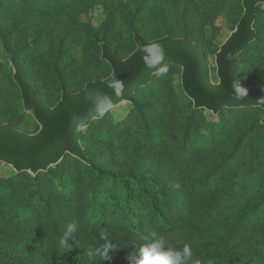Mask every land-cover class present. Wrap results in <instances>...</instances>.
Returning <instances> with one entry per match:
<instances>
[{
    "label": "trees",
    "instance_id": "16d2710c",
    "mask_svg": "<svg viewBox=\"0 0 264 264\" xmlns=\"http://www.w3.org/2000/svg\"><path fill=\"white\" fill-rule=\"evenodd\" d=\"M18 1L0 0V42L39 100L42 90L25 80V59L60 98L69 72L87 73L85 85L99 78L97 71L110 70L100 60V43L119 55L111 43L120 37L134 50V33L144 38L148 25L141 18L166 21L173 10L158 2L176 5L172 20L185 24L201 18L212 25L218 15L236 24L242 14L241 0H30L19 11ZM97 2L106 11L98 28L80 20ZM254 28V42L240 55L239 76L243 69L264 67V5L257 8ZM173 30L164 25L155 39ZM181 31L177 38L190 40V30ZM21 34L29 40L20 41ZM0 99L31 117L23 112L12 71L1 64ZM127 105L122 120L113 119L111 110L82 132L88 164L66 155L35 176L0 175V244L10 242L20 260L39 253L45 264H135L139 247L151 241H162L165 249L187 243L201 264H264V138L258 135L263 111L224 108L214 116L194 109L175 65L155 74ZM73 221L80 229L62 247L60 238ZM101 233L115 248L107 259L89 257L88 249L103 242ZM0 264L20 262L0 252Z\"/></svg>",
    "mask_w": 264,
    "mask_h": 264
},
{
    "label": "water",
    "instance_id": "95a60500",
    "mask_svg": "<svg viewBox=\"0 0 264 264\" xmlns=\"http://www.w3.org/2000/svg\"><path fill=\"white\" fill-rule=\"evenodd\" d=\"M260 5H264V0H241L242 14L214 54L217 82L212 79V69L204 51L195 42L172 35L146 40L134 33L135 49L125 58L104 42L100 43V60L109 65L110 74L87 82L77 92L63 89L53 106L39 100L13 69L12 78L23 112L33 118L38 130L28 133L8 123L0 124V165L15 173L35 176L59 164L66 155L88 164L89 158L80 142L82 132L107 112L132 103L133 94L148 86L153 76L167 65L180 68L181 89L194 109H203L216 116L224 108H259L263 111L260 125L264 127V102L258 100L264 97V83L259 80L243 82L237 72L241 53L256 38L254 23ZM156 45L163 48L162 68L147 66L159 60L160 47ZM112 81L122 82L119 94L109 87ZM236 85L247 89L246 97L236 98Z\"/></svg>",
    "mask_w": 264,
    "mask_h": 264
},
{
    "label": "rangeland",
    "instance_id": "374dc122",
    "mask_svg": "<svg viewBox=\"0 0 264 264\" xmlns=\"http://www.w3.org/2000/svg\"><path fill=\"white\" fill-rule=\"evenodd\" d=\"M119 1V0H115ZM125 1V0H122ZM30 0H23V1H18L17 2V7L18 11L25 7ZM157 5L161 8H164L166 12H169L170 10H173L170 12L169 16H167L166 21L163 22H146L145 20L142 21V18L140 19V23H147L148 25L146 26L145 30L142 32V36L147 39V40H153L157 36L163 35V28L164 25L169 27L172 26L174 28L173 34L175 37H180L184 35L181 30L182 29H187L190 30V34L188 38L194 42L199 43V45L205 49L207 59L209 61V64L212 69V79L214 82H217L216 76H215V66H214V54L217 52L216 46L213 44H221L230 34V32L234 28L235 21L232 17H229L227 15H218L213 19V24L211 25L209 21H206L205 19L198 18L197 21H194V24H188L182 20L174 19L172 20V16L176 11L177 6L174 5L172 2L167 3V2H158ZM106 17V11L104 9V5L101 2H97L95 5L89 9V11L82 15L80 20L84 23H89L92 26L98 28L102 26L104 20ZM138 27L140 24L137 25ZM18 39L20 41H27L25 35L21 34L18 36ZM112 47L118 48L119 55L121 58H125L128 56L130 53H132L134 50H132V47H129L126 45L125 42L121 40L120 37H116L114 41L111 43ZM76 50L77 48L73 47L72 48V56L76 55ZM25 63V72H24V77L25 80L31 84L35 90H42V93H40V99L43 100L44 103L48 105H53L56 103L59 99L58 96L55 94L51 93L48 88L47 84L40 78V76L34 72L32 68V62L28 59L24 60ZM0 64L8 70V72L12 71L15 68V65L13 63V56L12 54L3 47V45L0 42ZM110 71L107 67L99 70L96 72L97 76L99 78H105L108 74H110ZM87 73H82L80 71L75 70V72H69L67 76L65 77V81L67 83V90L70 92H77L83 85L84 81L87 78V76H83ZM241 80L243 82H251L255 80H259L264 82V67H259L254 70L250 71H245L244 69L241 70L240 72ZM173 78L175 82L179 80V72L178 70H175L173 73ZM130 110V107L127 104H124L115 110L112 111V116L113 119L116 121L122 120L128 111ZM20 112L18 110L15 111L14 108H11L8 106L7 103H5L4 100L0 99V124H11L15 128L19 130L26 131L28 133H34L37 131L38 125L36 122L28 116H20ZM260 113H257L253 117H260ZM255 118H253L254 120ZM258 135L260 138H264V130H261L258 132ZM13 171L11 168L1 164L0 165V175L2 176H7V175H12ZM8 246V247H6ZM15 251V252H14ZM0 252L8 257H11V259L15 262H20V264H45V256L39 255V253L34 254L33 252H28L29 257L28 258H23L20 260L18 258V253L16 252V248H11V243L10 242H3L0 244ZM49 251H47L48 253Z\"/></svg>",
    "mask_w": 264,
    "mask_h": 264
},
{
    "label": "clouds",
    "instance_id": "9594fccd",
    "mask_svg": "<svg viewBox=\"0 0 264 264\" xmlns=\"http://www.w3.org/2000/svg\"><path fill=\"white\" fill-rule=\"evenodd\" d=\"M156 47H160L159 60L155 65L147 66L156 68L157 65H159L160 68H162L164 63L163 48L159 45H156ZM109 87L114 88V90H116L119 94V92L122 90V82L112 81L109 83ZM234 87L236 89L237 99L247 96V89L238 85ZM258 100L264 102V97H260ZM201 132L202 134H206L203 129H201ZM79 229V221H73L72 223H69L60 238V245L62 247H69V239L73 238L74 234H76ZM101 238L103 240L102 243L97 240L96 245L88 249L87 254L89 257L96 256L101 259H107L108 253L115 248V246L107 239V235L105 233H101ZM135 264H201V261L198 257L193 255L192 247L187 243H185L180 249L174 247H168L165 249L162 241H151L145 242L139 247Z\"/></svg>",
    "mask_w": 264,
    "mask_h": 264
}]
</instances>
